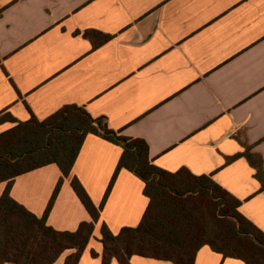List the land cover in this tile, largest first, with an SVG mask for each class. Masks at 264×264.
I'll use <instances>...</instances> for the list:
<instances>
[{
  "label": "crops",
  "instance_id": "crops-1",
  "mask_svg": "<svg viewBox=\"0 0 264 264\" xmlns=\"http://www.w3.org/2000/svg\"><path fill=\"white\" fill-rule=\"evenodd\" d=\"M86 32L112 39L96 48ZM67 106L144 140L163 170L211 177L264 233L262 183L236 158L248 146L264 169V0H0V135L16 126L11 119L44 121ZM122 154L98 136L85 140L72 174L97 207ZM62 177L55 164L37 169L14 179L10 195L42 217ZM144 190L120 172L79 264L103 263V224L114 235L141 224ZM91 221L64 178L48 225L76 232ZM131 264L172 263L134 256ZM195 264L246 263L205 246Z\"/></svg>",
  "mask_w": 264,
  "mask_h": 264
},
{
  "label": "trees",
  "instance_id": "trees-1",
  "mask_svg": "<svg viewBox=\"0 0 264 264\" xmlns=\"http://www.w3.org/2000/svg\"><path fill=\"white\" fill-rule=\"evenodd\" d=\"M84 36L97 48L112 36L86 32ZM0 119V122L5 120ZM16 126L0 135V184L8 183L0 196V264H56L72 252L65 264H79L94 235L106 201L122 170H128L145 184L148 209L136 228H123L114 235L106 224L101 227L103 263L131 264L134 256L195 264L199 251L214 252L242 260L246 264H264V233L241 212V201L211 177L196 176L188 169L172 173L156 166L148 144L109 127L105 117L94 118L85 108L67 106L44 121L34 115L27 122L11 119ZM89 135L98 136L122 148L123 154L103 202L97 207L80 180L72 174ZM236 156L246 158L256 169V178L264 190L261 157L251 148ZM57 165L63 177L42 217L20 205L10 195L19 176ZM64 178L92 217L76 232H62L48 225V217L60 193ZM94 257H98L95 252Z\"/></svg>",
  "mask_w": 264,
  "mask_h": 264
}]
</instances>
